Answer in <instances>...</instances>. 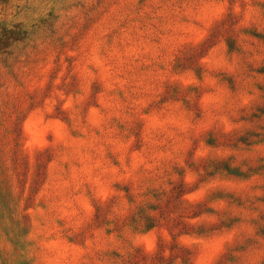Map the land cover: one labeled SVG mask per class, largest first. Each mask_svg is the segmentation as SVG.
I'll return each mask as SVG.
<instances>
[{
    "label": "rangeland",
    "instance_id": "obj_1",
    "mask_svg": "<svg viewBox=\"0 0 264 264\" xmlns=\"http://www.w3.org/2000/svg\"><path fill=\"white\" fill-rule=\"evenodd\" d=\"M0 264H264V0H0Z\"/></svg>",
    "mask_w": 264,
    "mask_h": 264
}]
</instances>
